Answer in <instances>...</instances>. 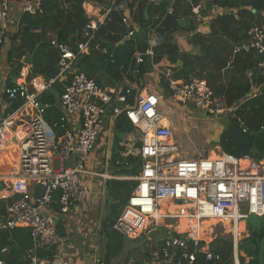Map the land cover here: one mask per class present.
<instances>
[{
    "label": "built area",
    "instance_id": "2783aa9c",
    "mask_svg": "<svg viewBox=\"0 0 264 264\" xmlns=\"http://www.w3.org/2000/svg\"><path fill=\"white\" fill-rule=\"evenodd\" d=\"M46 1L27 0L21 13L42 16ZM195 1L198 3L195 4ZM201 1L185 0L195 17L200 15ZM110 10H106V17ZM173 13L172 4L166 8L161 20ZM8 19V3L0 0V48L7 37ZM101 25L92 22L86 25L83 32L85 41L75 45L74 51L51 42L58 53L59 72L48 83L30 81L9 87L4 85L0 75V94H4L9 101H21L23 104L19 112L25 108L29 111V130L21 139L12 134L14 119L10 115L0 117V151L14 148V159L5 172H0V200L5 202L19 196L0 215V230H28L31 248L25 252L27 264H68L60 257H53L50 261L40 259L37 253L48 252L55 247L57 219L68 216L83 202L88 188L82 185V179H114L92 167L88 168V163L108 128L107 121L110 123L112 120L110 116L117 118L123 114L139 143L138 149L134 144L136 153L133 159L140 163V172L135 177L126 178L136 185L113 224V231L126 239L137 240L143 236L153 241L156 238L153 234L160 228V217L157 216L160 205L168 202L169 208L173 202H180L182 205L171 207H186L187 210L179 214L166 211L161 224L180 222L183 217L189 225L216 220L217 224L229 230L236 250L241 240L238 226L250 216L264 215V159L254 161L249 156L236 158L223 152L212 161L180 159V147L173 139L171 126L164 124L166 119L159 111L156 100L144 96L142 92L130 104V87L124 94L116 89L101 90L76 69L78 59L88 55L91 49L99 50L110 62L113 61L105 49L91 44ZM122 25L128 30L126 38L133 39L135 32L131 30L127 18L122 19ZM251 34V39L235 48L233 53L254 52L263 59L258 67L264 70V32L255 28ZM146 46L144 53L134 54L135 68L142 65L145 59L152 62L155 45L149 40ZM56 81L67 84L58 102L61 117L49 124L44 119L48 106L42 104L40 98ZM166 82L171 94L169 101L174 104L196 109L205 116L227 112L221 102L212 98L203 79L195 78L190 82L168 79ZM119 104L123 105L122 110L116 108ZM8 155L11 158V154ZM128 156L126 153L114 166L128 168ZM36 186L42 188L38 197L33 193ZM52 205L59 208L56 214ZM160 230L163 231L157 242L159 264H193L198 253L203 254L207 262L220 260L218 255L200 248L201 242L188 234L177 230L172 232L167 227ZM6 253V249L1 250V254ZM0 264L5 262L0 260Z\"/></svg>",
    "mask_w": 264,
    "mask_h": 264
},
{
    "label": "trees",
    "instance_id": "16d2710c",
    "mask_svg": "<svg viewBox=\"0 0 264 264\" xmlns=\"http://www.w3.org/2000/svg\"><path fill=\"white\" fill-rule=\"evenodd\" d=\"M24 1L27 0H23L22 3ZM111 1H113L112 7L108 8L111 10L104 24L96 31L91 44L98 46L99 49H105L112 56L113 61L110 62L99 50L91 49L88 55L81 57L76 69L101 90L109 85V87H118V91L124 94L130 87L129 103L133 104L134 98L139 97L145 89L143 80L145 81L152 71L147 59L137 68L134 67L133 62L134 54L144 53L147 47L148 22L146 23L143 15L144 10L139 6L138 17L133 19L131 27V30L135 32L136 28L138 32L137 34L135 32L133 39L123 42L128 32L122 25V19L126 15L123 12L124 9L114 10L119 3L118 0ZM88 2L102 5L106 0H61L60 2L47 0L43 6L42 16H30L25 13L19 15L17 31L9 37L10 47L6 53V63L9 66L7 86L14 85L21 69L26 65L30 66L27 81L41 77L48 83L56 78L59 72L58 53L51 42L55 41L56 44L73 48L85 41L83 32L85 26L90 23V19L86 17L82 6ZM124 2L126 3L125 11L128 12L133 7V3L129 4L128 0ZM108 4L110 5L109 0ZM166 7V2L156 7L161 17L165 14ZM173 7V15L166 16L162 20L160 18L158 25L154 28L159 36V42L154 48L152 64H159L165 60L171 68L172 79L177 81L190 82L191 79L203 78L212 93V98L221 102L224 108L229 110L228 116L236 117L250 133L264 131V70L258 67L263 59L252 51L233 53L235 48L251 39L253 29L258 28L264 32V0H208L205 9L201 10L202 15L208 17L210 7H216L222 10V13L210 19L206 26L207 33L197 31L195 17L191 14V8L185 0H175ZM180 18H191L190 25L181 29L178 26ZM178 32L192 34L188 40V45L192 48L191 52H180L172 37ZM178 63H181V66H178ZM100 73L106 79V84L103 83ZM123 78L131 85L125 88L120 87ZM66 84L62 85L56 81L40 98V102L48 106L44 119L49 124L57 122L61 117L58 102ZM160 84L162 90H158L161 95L159 97L168 102L171 96L168 85L163 79L160 80ZM20 105V101L9 102L4 117L11 115ZM228 116L220 119L225 121L217 142L221 151L236 158L249 156L254 161L264 159V133L252 137L249 133H244ZM111 118L113 115L110 116V120ZM108 124L107 121V126ZM131 132V125L124 115L120 114L113 122L112 128L111 156L108 162L112 177L132 178L140 171V163L137 159H129L128 168L117 169L114 166L115 162L121 161L120 154L123 150L119 144L123 137ZM219 155L220 153L216 156L211 154L208 156L211 159L208 160L212 161ZM135 185L130 181L106 182L105 214L101 220L99 232L103 255L99 264H111L122 253L125 244L131 242L114 232L112 226L126 205ZM41 194L42 188L36 186L34 195L38 197ZM17 198H11L5 202L0 200V215H3L6 207ZM51 207L56 214L58 206ZM245 228L248 237L237 244L240 264H245V259H248L246 264H264V215L250 216L245 221ZM199 247L203 248L204 243H199ZM30 248L28 230L18 228L12 231L0 230V260H3L5 264H27L24 257L25 252ZM3 249L7 250L5 256L1 254ZM155 249L157 245L154 251ZM209 251L218 255L220 260L207 262L205 256L198 253L193 264H233L231 239L218 237L210 244ZM37 255L41 259L50 261L55 257V248L48 252L40 251Z\"/></svg>",
    "mask_w": 264,
    "mask_h": 264
},
{
    "label": "crops",
    "instance_id": "0c3cea01",
    "mask_svg": "<svg viewBox=\"0 0 264 264\" xmlns=\"http://www.w3.org/2000/svg\"><path fill=\"white\" fill-rule=\"evenodd\" d=\"M6 1L9 6V19H8V26H7L8 33L4 41L3 47L0 51V75H1L2 82L4 83L5 86L7 85L6 79H7L8 72H9V66L6 63V53L10 47L9 37L15 34V32L17 31V19L19 15L21 14L22 5L25 2L24 1L22 3L23 0L19 2L15 0H6ZM118 1L119 3L116 7H114V10L120 11L124 9L123 12L126 15L125 18L129 20V22L131 23V27L133 25V21H134L133 19L138 17L139 6L142 7V10H144L143 15L146 18V23L148 22V27L146 30L147 41L151 40L156 46L157 43L159 42V36H157L156 34V31L154 29L155 27L151 26L149 10L152 8L155 9L154 18L157 20V25H158L160 18H161V14L157 12L156 7L160 5L162 2H166L167 7H169L170 5L174 4L175 0H152L151 2H148L146 0H135V1L128 0L129 4L133 3V7L128 12L125 11L126 3L124 2V0L122 1L118 0ZM109 2H110V5L109 4L107 5L108 0H106V2L102 5H97V4L95 5V4H92L91 2L83 4L82 7L84 10V13L86 17L90 19V22L95 23L97 25L104 24L106 20V10L112 5L113 1L109 0ZM205 5L206 4L204 3V0H202L199 4L200 15L198 17L194 16L195 17L194 23L196 24L197 31L200 33L202 32L207 33L206 26L208 22L210 21V19L214 17L215 15L222 13V10L216 7H210L208 9L210 13L207 14L208 17H206L205 15L201 14V10L205 9ZM183 19H186V18H180L179 20H183ZM148 28L152 29L151 33L148 32ZM134 30L137 34L138 30L136 28ZM191 36H192L191 33L186 34L182 32L175 33L172 36L173 41L177 44L180 52L188 53L192 51L191 46L188 45V40L190 39ZM123 40H124L123 42H125L129 39H127L125 36ZM148 63L152 68V71L149 77H152L153 75H155L154 78L156 77L157 79H159L158 77L160 76V78L166 82L172 76L171 68L165 60L161 61L159 64H152V62H148ZM178 66H181V65H178ZM29 70H30V66L28 65L22 68L19 78L14 81V85L23 84V83H27L30 81H33L36 84H43L44 80L41 77H36V78L31 79L30 81H27ZM100 77L103 80V83L106 84L105 83L106 79L103 78L102 74L100 75ZM130 85L131 84L129 82L125 81V78L121 79L120 87L125 88L126 86H130ZM113 89L118 90V87L117 88H115L114 86L109 87L108 85L107 87H104L103 90H113ZM158 89L162 90V86L161 88H158ZM47 92L48 91H46L45 93ZM143 94L144 96L150 97L154 100H156L155 96H159L158 94L150 93V91H147L145 89L143 91ZM9 102H19V101H9L4 96V94L2 95L0 94V117L1 116L4 117V113L6 112V109L9 107L8 106ZM22 104L23 103L21 102V105L11 114L12 116L10 115V117H12L15 121L14 128H12V134L14 137H16V139H20L22 135L21 132L22 133L26 132L25 129L29 130V116H28L29 111L26 108L21 112L18 111L22 107ZM165 123H166L165 125L171 126V124L167 120L165 121ZM108 128H110V130H108ZM108 128H106L105 131L103 132L100 138V141L98 142L96 151L90 157L88 168L92 167L93 169H96L98 168L97 166L103 165L105 166V168H107V171L111 170V167L108 166V162L110 160L111 147H112V135H111V130L113 128L112 120L108 124ZM20 129H22L23 131H19ZM134 138L135 137L132 135V132L123 137L122 141L119 144V147L123 150L120 154V158L126 155L125 148L123 145L127 144V146H129L130 143L134 141ZM110 143L111 145L109 146ZM135 148L136 149L139 148V143L136 145ZM134 151L136 153L135 149ZM95 154L99 156L100 158L99 160L102 161L101 164L100 162L95 164V161H96ZM102 154H104L103 158H101ZM127 155H129L128 159H133V156L135 154L128 152ZM3 169H4V172L7 170L6 168H3ZM117 169H123V168L119 167ZM100 174H107V173H100ZM110 174H107V175L111 176ZM112 178L114 179L109 180V181H127L126 177H112ZM109 181H104L99 178H93L91 180L82 179V185L88 188V193L85 196L83 202L76 209L72 210L68 216H64L63 218L59 217L56 221L57 243L54 247L55 257L63 258L64 260L68 262V264H99V261L103 255V246L100 244V241H99L100 223L104 216V206H105V200H106L105 185H106V182H109ZM130 182L132 181L130 180ZM29 190L32 191V189H29ZM33 193H34V189H33ZM15 197H18L17 200L19 199V196H15ZM89 206H92L91 209H88L86 211L87 209L86 207H89ZM242 225H243L242 231H244V234H245L243 235H244V238H246L248 237V233L245 228V222H243ZM18 229H25V228H18ZM244 238L242 237V239ZM84 239L88 241L90 244H92V245H88L91 250L90 251L91 253L89 254H86L82 250V245L84 247L86 245L84 243ZM81 240L83 243H81ZM131 241H136V240H131ZM151 256L152 254L150 253V257ZM238 258L239 257H238L237 247H236V250H234V247H233V254H232L233 264H240ZM114 260L111 262V264H113ZM151 261L152 259L150 258L148 263L146 264H151L150 263ZM247 262H248V259H245V264Z\"/></svg>",
    "mask_w": 264,
    "mask_h": 264
},
{
    "label": "rangeland",
    "instance_id": "374dc122",
    "mask_svg": "<svg viewBox=\"0 0 264 264\" xmlns=\"http://www.w3.org/2000/svg\"><path fill=\"white\" fill-rule=\"evenodd\" d=\"M88 12V11H87ZM168 73V72H167ZM165 73V74H167ZM171 75V73H170ZM155 75L152 77H148L143 80L144 88L150 93H158V88H161L160 85V76L157 79L154 78ZM172 80V76L170 77ZM203 79V78H202ZM159 80V82H158ZM204 80V79H203ZM161 96V95H160ZM158 109L165 117V119L171 124V130L173 133V139L176 144L180 147L179 158L184 160L190 161H204L206 159H211L208 157L211 154L215 156L219 153H222L221 149L217 146L218 137L223 130V125L225 121L217 120L213 117H206L203 115L201 111H198L193 108L177 106L172 104L170 101L165 102L159 98V96H155ZM229 113V110L226 112ZM110 130V128H108ZM19 131H23L20 129ZM109 132V131H108ZM22 134V132H21ZM112 135V130H111ZM23 138V137H22ZM113 138V136H112ZM134 144H138L137 138H134V141L130 143L129 146L124 144L125 153L131 152L135 154L134 151ZM104 153V152H103ZM103 155L101 158H103ZM105 157V156H104ZM95 164L101 162L99 156L95 154ZM95 170L100 173H107L110 174V170L107 171V168L103 165L97 166ZM9 194V191H7ZM182 205L180 202H173L171 206L174 205ZM161 206V205H160ZM92 206L86 207V211L91 209ZM168 207V205H167ZM105 214V213H104ZM168 222V221H167ZM165 223V222H164ZM164 223L160 224V228L156 230L157 232L153 234L156 238L152 241L146 239L145 237H140L136 241H130L125 244V247L122 253L119 255L117 259L114 260L113 264H146L148 263L149 259L151 258V264H159L158 262V251L154 247L157 245L158 238L161 235L160 229L164 228ZM176 227L169 229L170 231L177 230L181 234H185L186 230L189 228V223L187 222H178L176 221ZM218 226V228H216ZM163 227V228H162ZM183 230H185L183 232ZM210 232L206 234L203 241L200 242L204 243V249L209 250L210 244L214 242L218 237L224 239H231L230 233H228V229H225L224 226L215 224L214 226L210 227ZM226 230V231H225ZM209 235V236H208ZM206 238V239H205ZM244 238V237H243ZM153 239V238H150ZM242 240V237H241ZM81 243L82 240H81ZM84 243L86 244L85 247L82 245V250L86 254L91 253L90 248L88 245L90 244L88 241L84 239ZM156 254H154V253ZM150 253L152 256L150 257ZM156 257V258H155Z\"/></svg>",
    "mask_w": 264,
    "mask_h": 264
},
{
    "label": "bare ground",
    "instance_id": "6f19581e",
    "mask_svg": "<svg viewBox=\"0 0 264 264\" xmlns=\"http://www.w3.org/2000/svg\"><path fill=\"white\" fill-rule=\"evenodd\" d=\"M164 124H166V123L164 122ZM25 130H26V132L22 133L20 139L27 134L28 130L27 129H25ZM8 154H11V158L8 157L9 156ZM13 159H14V148L13 149L6 148V149H3L2 151H0V169H1L0 172L4 171L3 168L8 167V165H10V162H12ZM3 166H5V167H3ZM167 205H168V202L162 203L161 206H160V210L157 213V216L160 217V218H158L159 219V221H158L159 225L161 224L162 217H163V215H165L164 213H166V211L169 210L172 214L178 212V214H179L182 211L187 210L186 207L175 208V207H171V206H169V208H170L169 209V208H167ZM183 216H184V214H183ZM183 220H184V217L181 219L180 222H183ZM175 222L176 221H168L163 226L167 227L168 229H171L173 227H176V223ZM216 223H218L216 220H208V221H205V222L200 223V224H197V223L193 222V223H191L189 225V228L186 231L183 230V232L185 231L186 234H188L189 237H191V238L197 239L199 241L200 240L203 241L204 240L203 238L206 237V234L210 232V230H209L210 227L214 226ZM216 228H218V226ZM238 229L241 231V237H244L245 234H244V231H242L243 230V225L240 224L238 226Z\"/></svg>",
    "mask_w": 264,
    "mask_h": 264
},
{
    "label": "water",
    "instance_id": "95a60500",
    "mask_svg": "<svg viewBox=\"0 0 264 264\" xmlns=\"http://www.w3.org/2000/svg\"><path fill=\"white\" fill-rule=\"evenodd\" d=\"M204 3L206 4L207 3V0L204 1ZM154 12H155V9L152 8L149 10V16H150V19H151V26L152 27H156L157 26V20L154 18ZM190 21H191V18H186V19H183V20H179L178 21V26L183 29V28H186L190 25ZM152 29L151 28H148V32L151 33ZM150 37V36H149ZM75 50V46L72 48V51ZM81 59V58H80ZM76 62L75 64V67L77 66V63L79 62V60ZM178 65H181V63H179ZM118 110H122L123 109V105L122 104H119L117 105L116 107ZM228 114L226 112H223L221 114H217L215 115V118L220 120V119H224L225 117H227ZM206 117L210 118V117H213L211 114H206ZM228 118L230 120H233L235 123H237L239 125V127L241 128V130L244 132V133H249L252 137H255V136H258L260 134H263L264 131L263 130H260L258 132H255V133H250L246 127L240 123V121L236 118V117H233V116H228ZM116 118H112V122L115 121ZM111 145V143L109 144V146Z\"/></svg>",
    "mask_w": 264,
    "mask_h": 264
}]
</instances>
